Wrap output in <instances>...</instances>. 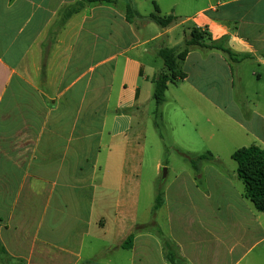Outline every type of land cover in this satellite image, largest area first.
Masks as SVG:
<instances>
[{
	"label": "crops",
	"instance_id": "1",
	"mask_svg": "<svg viewBox=\"0 0 264 264\" xmlns=\"http://www.w3.org/2000/svg\"><path fill=\"white\" fill-rule=\"evenodd\" d=\"M80 1L0 0V241L25 264H137L152 246L169 264L157 238L139 234L124 245L136 227L144 156L136 113L164 69L145 63L141 53L150 50L141 45L158 41L151 49L158 55L179 23L140 39L119 0L85 3L66 18ZM212 2L197 7L196 28L239 62L264 66V0ZM145 19L148 28L154 21ZM232 59L219 48L193 47L178 83L222 116L227 133L233 127L247 146L264 148L262 75L254 94L242 84L239 115L215 99L217 92L234 101ZM185 173L194 183L193 169Z\"/></svg>",
	"mask_w": 264,
	"mask_h": 264
},
{
	"label": "rangeland",
	"instance_id": "2",
	"mask_svg": "<svg viewBox=\"0 0 264 264\" xmlns=\"http://www.w3.org/2000/svg\"><path fill=\"white\" fill-rule=\"evenodd\" d=\"M208 1L119 0V4L125 10L131 4L136 10L134 18L137 26L141 27L137 32L140 39H148L162 30L154 22L148 28L141 26L147 23L145 18L157 12L155 4L159 7L160 16H177L179 25L170 34L168 44L176 47L190 37L199 23V16L195 15L197 7L206 6ZM217 2L213 0L212 4L217 5ZM158 43L150 41L141 45V49L150 50L141 55L148 66L157 61L160 69L164 61L151 50ZM232 65L234 101L227 102V97L217 92L215 99L220 105H226L230 113L239 115L237 106L239 103L242 105V84L250 94H254L259 86L258 74L262 75L264 82V66L251 59L242 62L234 59ZM225 88L222 85L217 87L224 90V94L227 92ZM186 89L182 83L169 85L167 101L159 107L162 113L160 127L155 124L158 108L153 97L136 113L135 130L142 126L145 130L136 226L147 224V230L139 234L149 239L163 237L167 240V247L159 240L164 258L167 259V253L175 251L176 264H264V212L258 211L245 197L244 182L238 176V164L232 157L237 149L249 145V140L241 138L233 127L230 128L231 133H227L228 127L222 116L203 108ZM211 132L215 135L208 138ZM208 152L213 153L220 163L204 162L200 178L195 173L191 176L195 180L193 183L185 173L186 168L192 167L184 154ZM157 163H160V169H157ZM163 167L169 169L165 178ZM161 190L165 192L166 203L156 211L154 206ZM156 248L152 246L150 257L137 261V264H163L157 257ZM119 253L122 260L123 252ZM120 263L127 264L125 259Z\"/></svg>",
	"mask_w": 264,
	"mask_h": 264
},
{
	"label": "trees",
	"instance_id": "3",
	"mask_svg": "<svg viewBox=\"0 0 264 264\" xmlns=\"http://www.w3.org/2000/svg\"><path fill=\"white\" fill-rule=\"evenodd\" d=\"M117 1L118 0H81L66 10L65 17L67 18L69 15L80 11L84 7L85 3H117ZM155 6L157 12L150 14L149 18L161 27H167L177 20V16L174 14L168 15L166 17L160 16L158 13L160 12L159 7L157 4H155ZM136 15V10L131 4H128L126 8L127 20L132 22L134 16ZM196 46L204 48H219L229 53L230 57L233 59H237L236 54L229 48H226L215 42H208L206 33L196 27L191 31L190 37L184 40L183 45L176 47H169L167 45L161 46L158 51V55L164 61V69L152 78V82L154 84L153 99L158 108L155 111V124L157 127H160L159 119L162 117L159 107L167 101L166 91L169 87V84L178 83L180 80H183L187 77V73L182 70L181 63L185 60L190 50ZM262 55L264 56V52ZM184 155L197 178H200L202 175L201 166L204 162L215 161L216 163H220L211 152L199 154L185 153ZM232 157L238 164V176L244 182L245 197L252 201L258 211L264 212V148L258 145L244 146L237 149L233 153ZM164 203H166L165 192L161 190L156 198L154 209L156 211L159 210ZM146 230L147 224L136 226L134 231L127 237L124 247H132L136 235L143 233ZM159 240L163 243L164 247L169 246V242L163 239V237H159ZM174 253L169 252L166 254L167 261H172L171 264H176V253ZM0 261L2 264H25L24 260L11 256L1 241Z\"/></svg>",
	"mask_w": 264,
	"mask_h": 264
},
{
	"label": "water",
	"instance_id": "4",
	"mask_svg": "<svg viewBox=\"0 0 264 264\" xmlns=\"http://www.w3.org/2000/svg\"><path fill=\"white\" fill-rule=\"evenodd\" d=\"M169 169L167 167H163V177L165 178L168 175Z\"/></svg>",
	"mask_w": 264,
	"mask_h": 264
}]
</instances>
